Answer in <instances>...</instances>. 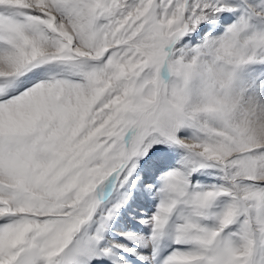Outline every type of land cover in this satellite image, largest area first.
Here are the masks:
<instances>
[{
    "label": "snow or ice",
    "instance_id": "6c2138e0",
    "mask_svg": "<svg viewBox=\"0 0 264 264\" xmlns=\"http://www.w3.org/2000/svg\"><path fill=\"white\" fill-rule=\"evenodd\" d=\"M0 264H264V0H0Z\"/></svg>",
    "mask_w": 264,
    "mask_h": 264
}]
</instances>
